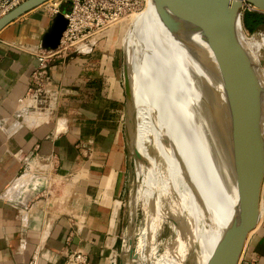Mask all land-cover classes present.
Returning a JSON list of instances; mask_svg holds the SVG:
<instances>
[{
	"label": "crops",
	"instance_id": "1",
	"mask_svg": "<svg viewBox=\"0 0 264 264\" xmlns=\"http://www.w3.org/2000/svg\"><path fill=\"white\" fill-rule=\"evenodd\" d=\"M56 1L0 31V264H65L74 251L117 264L130 169L125 58L113 27L91 51L53 61L32 97ZM244 253V264H264V220Z\"/></svg>",
	"mask_w": 264,
	"mask_h": 264
},
{
	"label": "bare ground",
	"instance_id": "2",
	"mask_svg": "<svg viewBox=\"0 0 264 264\" xmlns=\"http://www.w3.org/2000/svg\"><path fill=\"white\" fill-rule=\"evenodd\" d=\"M240 7L224 23L256 70L263 99L244 71L228 64L222 72L195 36L192 40L186 37L182 22L177 25L173 19L165 20L157 11L155 0H146L142 10L132 13L127 21L129 40H133L134 33L139 36L127 47L137 42L141 49L133 50L125 65L126 119L131 123L135 116L140 118L141 128L133 136L140 163H144L141 161L151 134L157 139L153 149L158 150L150 160V174L143 181L142 193L152 195L154 180L164 179L162 175L166 174L184 190L178 193L180 206L185 203L190 207L192 202L194 207L193 217L180 225L167 252L164 249L165 254L151 264H186L197 249L196 264H217L240 216L241 183L248 175L260 138L264 137V34L247 39L246 45L238 40V32L244 30ZM221 49L232 54L229 47ZM30 177L20 179L15 188L24 187ZM263 193L264 179L257 222L248 234L238 264L264 219ZM158 216L159 209L153 203L141 247L153 243L161 225L158 226Z\"/></svg>",
	"mask_w": 264,
	"mask_h": 264
},
{
	"label": "water",
	"instance_id": "3",
	"mask_svg": "<svg viewBox=\"0 0 264 264\" xmlns=\"http://www.w3.org/2000/svg\"><path fill=\"white\" fill-rule=\"evenodd\" d=\"M48 1L50 0L23 1L0 19V31L21 15ZM155 4L157 11L165 20L173 19L177 25L183 23L186 37L192 40L195 36L211 53L222 72L228 64L244 71L258 88L263 99L262 86L256 70L238 44L233 32L224 23V19L238 6L244 5L251 6L252 11L264 13V0H155ZM72 8L70 1L65 4L62 12L55 15L44 40V50L57 49L68 26L66 14L71 13ZM223 46L229 47L232 54L224 53L221 49ZM263 179L264 137H261L248 175L241 183L240 216L230 230L217 264H238L248 234L257 222Z\"/></svg>",
	"mask_w": 264,
	"mask_h": 264
},
{
	"label": "rangeland",
	"instance_id": "4",
	"mask_svg": "<svg viewBox=\"0 0 264 264\" xmlns=\"http://www.w3.org/2000/svg\"><path fill=\"white\" fill-rule=\"evenodd\" d=\"M145 3H146V0H143V6H145ZM245 6L246 5L241 6L240 11H239V15L241 17L242 23H243V16H242L243 9H244V13L247 9ZM142 8L137 12H140ZM132 15L133 14L128 15L125 19H123V21H121L117 26H115L118 29V40H119L120 47L122 48V52L124 54L125 65L132 58L131 52L133 50H137L139 52L141 49V47L138 46L140 45V43L137 44V42H136L137 46L136 44L135 45L132 44V47H127L128 44L132 43V41L135 42L136 38L139 39L138 34L134 33L133 40L132 39H131L132 41L129 40V37H130L129 34L131 32L129 31L127 21L129 20V18H131ZM243 27H244V24H243ZM243 31H242L243 33L238 32V40L241 41L243 45H246L247 39L254 40L257 37L264 34V26L260 28L258 31H256L255 33H249L245 29V27ZM125 65L122 71L124 85L126 83L125 82L126 80L125 79V71H126ZM125 89H126V85H125ZM126 114H127V102H126L125 110L123 113V123H124L125 132H126V136L128 140L130 169H129V179H128L129 180L128 193L126 196V207H125L126 223H125V229H124V244L122 245L121 250L118 252L117 264H145V260L147 262L146 264H151L153 261L159 259L161 255L167 252L168 244H171L172 241L177 236V234H179L178 232L180 230V227L185 225L187 222H189L191 218L193 217L194 207L192 205V202H191L190 207H188L187 204L185 203L182 206H180L182 200H180L181 202H179V198L177 197H178V193H182L184 192V190L180 187L179 184L174 183V180L171 177L167 176L166 174L162 175L164 179H159L160 178L159 177V178H156V180H154V185L152 187V192H151L152 195H150V193L143 194L144 193L143 181H145V179H147L150 174V165H149L150 160L153 157L155 158L157 156V151H158L156 150L157 148L153 149L154 147H157V143H156L157 139L154 134H153L154 136L152 134L149 136L148 138L149 141H147L146 143L147 146H146L145 158L147 159L143 158L144 160L142 159L141 162H144V163H140L137 155L135 154V150L133 147V138H134L133 136L137 128L138 129L141 128L140 121H139L140 118H137L135 116L132 122L128 123L126 119ZM133 125L135 129L132 128ZM149 152L151 155L150 154L147 155ZM147 156H151V157H147ZM58 185L60 186V184ZM153 203L156 206V209H159V216H158L157 222L159 223L158 226L160 224L161 225L159 226V230L157 231V234H156V237L153 243L151 245L149 244V247L147 246L141 247L139 245L140 239L143 236L142 233L144 232L143 229L146 226L147 215ZM161 210H163L164 214L162 213ZM175 223H177L178 225ZM261 226H262V223H261ZM259 229H261V227H259ZM164 249H165V253H164ZM196 251L198 253V249ZM196 251L192 253V255H190L186 264H194V263L196 264V257H197ZM191 257H193L194 259ZM244 257H245V253H244V256L240 264H244Z\"/></svg>",
	"mask_w": 264,
	"mask_h": 264
},
{
	"label": "built area",
	"instance_id": "5",
	"mask_svg": "<svg viewBox=\"0 0 264 264\" xmlns=\"http://www.w3.org/2000/svg\"><path fill=\"white\" fill-rule=\"evenodd\" d=\"M70 1L73 8L71 13L66 14L68 26L59 46L55 50L43 49L38 55L39 65L32 75L30 88V94L34 98L46 91L49 67L53 61L65 59L72 52L91 51L105 32L117 26L128 15L139 11L143 6V0H59L53 3L51 12L57 15L62 12L61 6ZM20 3H22L21 0H0V19ZM245 7L246 10L252 11L251 6L246 5ZM50 164L48 162L46 165ZM46 165L43 167L47 170ZM86 263L87 255L81 251L72 252L65 262V264Z\"/></svg>",
	"mask_w": 264,
	"mask_h": 264
},
{
	"label": "trees",
	"instance_id": "6",
	"mask_svg": "<svg viewBox=\"0 0 264 264\" xmlns=\"http://www.w3.org/2000/svg\"><path fill=\"white\" fill-rule=\"evenodd\" d=\"M243 24L249 33H255L264 24V13L246 10L243 15Z\"/></svg>",
	"mask_w": 264,
	"mask_h": 264
}]
</instances>
